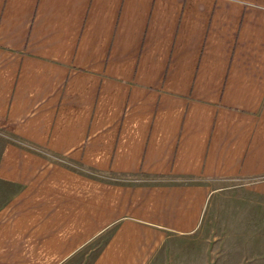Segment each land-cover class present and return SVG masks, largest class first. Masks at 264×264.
I'll use <instances>...</instances> for the list:
<instances>
[{
  "label": "crops",
  "instance_id": "0c3cea01",
  "mask_svg": "<svg viewBox=\"0 0 264 264\" xmlns=\"http://www.w3.org/2000/svg\"><path fill=\"white\" fill-rule=\"evenodd\" d=\"M0 183V264H264V0H0Z\"/></svg>",
  "mask_w": 264,
  "mask_h": 264
},
{
  "label": "rangeland",
  "instance_id": "374dc122",
  "mask_svg": "<svg viewBox=\"0 0 264 264\" xmlns=\"http://www.w3.org/2000/svg\"><path fill=\"white\" fill-rule=\"evenodd\" d=\"M7 191L8 187L0 183V204L6 197ZM237 193L235 191L224 192L220 194L217 202L208 204V217L201 232L204 239L202 245H199L197 249L201 247V250L207 252L209 258L212 255L211 252L221 255L228 250H234V248L243 250L242 242L229 243L230 236L235 233L233 225L243 218L242 210L245 208L242 202L236 201Z\"/></svg>",
  "mask_w": 264,
  "mask_h": 264
}]
</instances>
